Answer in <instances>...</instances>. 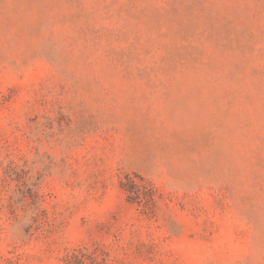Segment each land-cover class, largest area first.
I'll return each mask as SVG.
<instances>
[{
    "label": "rangeland",
    "instance_id": "1",
    "mask_svg": "<svg viewBox=\"0 0 264 264\" xmlns=\"http://www.w3.org/2000/svg\"><path fill=\"white\" fill-rule=\"evenodd\" d=\"M0 264H264V0H0Z\"/></svg>",
    "mask_w": 264,
    "mask_h": 264
}]
</instances>
